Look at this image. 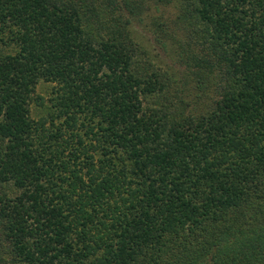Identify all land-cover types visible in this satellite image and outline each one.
<instances>
[{
	"label": "trees",
	"instance_id": "16d2710c",
	"mask_svg": "<svg viewBox=\"0 0 264 264\" xmlns=\"http://www.w3.org/2000/svg\"><path fill=\"white\" fill-rule=\"evenodd\" d=\"M0 264H264V0H0Z\"/></svg>",
	"mask_w": 264,
	"mask_h": 264
},
{
	"label": "rangeland",
	"instance_id": "374dc122",
	"mask_svg": "<svg viewBox=\"0 0 264 264\" xmlns=\"http://www.w3.org/2000/svg\"><path fill=\"white\" fill-rule=\"evenodd\" d=\"M46 87H48L47 84H42V85L38 86L37 93H39L40 95L46 97L47 94L44 92V89H45Z\"/></svg>",
	"mask_w": 264,
	"mask_h": 264
}]
</instances>
